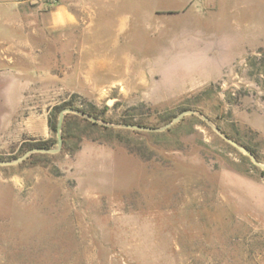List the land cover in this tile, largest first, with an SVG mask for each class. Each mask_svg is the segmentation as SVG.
Masks as SVG:
<instances>
[{
  "label": "rangeland",
  "instance_id": "rangeland-1",
  "mask_svg": "<svg viewBox=\"0 0 264 264\" xmlns=\"http://www.w3.org/2000/svg\"><path fill=\"white\" fill-rule=\"evenodd\" d=\"M84 1L93 13L81 41L92 55L143 67L150 87L135 93L155 90L157 101L26 98L25 113L44 112L48 127L63 105L103 113L96 126L72 121L60 152L0 166V264H264V168L216 130L264 164V0ZM45 55L42 69L62 75L54 51ZM6 85L0 79V117ZM185 109L198 113L163 131L116 126L159 127ZM0 134V160L38 141Z\"/></svg>",
  "mask_w": 264,
  "mask_h": 264
},
{
  "label": "crops",
  "instance_id": "crops-1",
  "mask_svg": "<svg viewBox=\"0 0 264 264\" xmlns=\"http://www.w3.org/2000/svg\"><path fill=\"white\" fill-rule=\"evenodd\" d=\"M0 3L7 4L0 7L5 9L0 79L8 84L5 89L10 100L0 117V133L9 132L7 140L22 141L25 137L46 140L52 136L44 112L25 113L26 98L30 94L77 92L91 99L116 94L157 101L155 90H147L144 95L135 93L150 87L148 79L140 78L143 67H134L124 60L115 63L107 55H92V47L81 41L79 35L86 32L83 26L89 24L93 13L84 0H0ZM64 42L69 47L61 50ZM50 49L55 55L50 60L53 65L65 67L62 75L42 69L46 63L45 52ZM235 61L222 63L214 79L201 82L196 88L222 79Z\"/></svg>",
  "mask_w": 264,
  "mask_h": 264
},
{
  "label": "water",
  "instance_id": "water-1",
  "mask_svg": "<svg viewBox=\"0 0 264 264\" xmlns=\"http://www.w3.org/2000/svg\"><path fill=\"white\" fill-rule=\"evenodd\" d=\"M67 113H73V114L80 115V116L87 118V119H89L95 123L99 122V119L94 115L88 114V113H86L80 109H76V108H73L70 106L64 107L59 113V119H58V123H57V131H56V133H57V146L56 147H33V148H30L18 157H15L13 159L0 160V166L19 164V163L23 162L25 159H27L33 153L55 154V153L60 152V150L62 149V146H63V142H64L63 124H64V119H65V116ZM195 113H198V111L195 109H185V110L181 111L179 114H177L175 117H173V119L170 122L166 123L163 126H159V127L147 126V125H141V124H135V123H121V124H116V126H121V127L130 128V129H136V130L163 131L165 129L170 128L174 123H177L180 120H182L186 115L195 114ZM216 130L228 142H230L231 144L236 146L238 149H240L243 153L248 155L256 165L264 168V164L260 162V160L255 156V154L248 147L240 144L235 139L228 137L227 135L222 133L218 128H216Z\"/></svg>",
  "mask_w": 264,
  "mask_h": 264
},
{
  "label": "trees",
  "instance_id": "trees-1",
  "mask_svg": "<svg viewBox=\"0 0 264 264\" xmlns=\"http://www.w3.org/2000/svg\"><path fill=\"white\" fill-rule=\"evenodd\" d=\"M70 107H73V108H76V109H80L88 114H91V115H94L96 117L100 116L101 113H103V111H99V109L95 106V105H91L90 108H85V107H82V108H78V107H74L72 105H69ZM69 106H60V107H56V110L59 111L60 109H63L64 107H69ZM78 120H81V121H85L87 123H89L91 126H96V123L95 122H92L82 116H79L77 114H67L65 116V121H64V131L63 133H65V131L69 128V125H71L70 123L72 121H78ZM135 124H139V123H135ZM143 125V124H141ZM49 127L51 130L53 131H57V125L56 123H51L49 122ZM64 137V136H63ZM64 140H65V137H64ZM33 147H52V146H49L48 144V140H43V141H36L35 144H32L29 146V149L30 148H33ZM248 147L254 154H255V151L253 149H251L249 146H246Z\"/></svg>",
  "mask_w": 264,
  "mask_h": 264
}]
</instances>
